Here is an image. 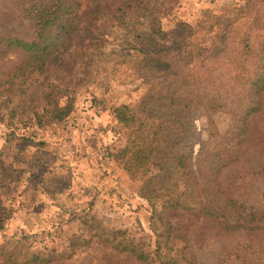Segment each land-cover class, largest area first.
I'll return each mask as SVG.
<instances>
[{
    "label": "rangeland",
    "instance_id": "374dc122",
    "mask_svg": "<svg viewBox=\"0 0 264 264\" xmlns=\"http://www.w3.org/2000/svg\"><path fill=\"white\" fill-rule=\"evenodd\" d=\"M29 1L0 0V38H35ZM81 12L71 72L51 69L32 94L7 90L22 56L0 53V264H143L111 247L120 235L154 264H264V91L250 85L264 55V0H83ZM190 60L198 102L183 110L163 97L148 107L147 95L171 87ZM63 77L76 105L57 121L43 85ZM122 105L140 115L132 128L117 117ZM140 121L163 122L165 139L133 176L113 154ZM213 171L261 226L222 230L184 209L211 198ZM161 186L185 207L150 200Z\"/></svg>",
    "mask_w": 264,
    "mask_h": 264
},
{
    "label": "trees",
    "instance_id": "16d2710c",
    "mask_svg": "<svg viewBox=\"0 0 264 264\" xmlns=\"http://www.w3.org/2000/svg\"><path fill=\"white\" fill-rule=\"evenodd\" d=\"M82 3L83 0H30L28 2L29 10L36 19L35 38L30 41L18 37L0 38V42L4 44V47L0 48V53L14 51L22 56L20 64L14 71H11L7 80V90L13 89L22 96H28L35 91L43 77L51 69H56L61 73L71 72L66 68L74 66L73 52L82 41L81 35H78L83 21ZM157 51H166V47L161 46ZM152 52L156 53V51ZM193 62L192 60L186 62L172 75L174 80L171 87L162 85L159 89H153L152 94L145 98L146 105L150 107L164 97L170 107L186 110L190 109L196 101L198 102V95L190 93L189 90L191 87H197L196 80L191 75L195 72L189 69ZM261 62L262 67L255 73L250 85L254 89L264 91V55ZM71 85H73V81H67V77L43 85L46 100L45 112L50 116V119L61 121L74 111L76 97L74 91H69ZM212 101L213 99L209 105L213 104ZM115 111L120 121L131 128L137 122V117L140 116L128 105L117 107ZM37 113L38 110L35 114ZM148 117L151 118L150 115ZM162 124L163 122L148 125L147 122L140 121L137 128H133L134 133L129 135L126 146L113 154L133 176H138L148 169L155 160L158 147L165 139ZM239 136L243 141L246 139L243 131L239 133ZM177 165L180 168L181 176L188 177L190 174L189 157L185 154L179 155ZM169 191L175 192L176 190L174 188L170 190L168 186H161L158 190L153 191L150 200L168 198L172 195V193L167 195ZM209 194L211 198L207 202H202L194 207H185L172 196L163 200L162 210H175L174 208L177 206H182L189 211L194 210L198 217L202 216L213 220L222 230L255 229V227L261 226L262 219L252 211L246 216L241 213L244 205L239 204L222 186L217 171L212 172L209 180ZM0 226H2V218H0ZM174 232L175 238L183 237L180 236L176 228ZM109 241L112 248L127 253L143 264H154V260L142 244L135 243L134 240L123 235L113 240L109 239ZM181 260L186 261L187 258L182 257ZM181 260L172 258L171 264H179ZM187 264L193 263L188 262Z\"/></svg>",
    "mask_w": 264,
    "mask_h": 264
}]
</instances>
